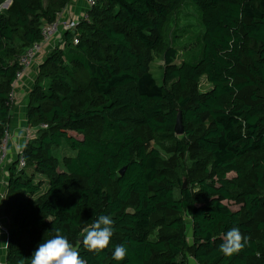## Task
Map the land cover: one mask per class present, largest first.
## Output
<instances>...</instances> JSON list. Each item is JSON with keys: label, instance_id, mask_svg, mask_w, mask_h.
Here are the masks:
<instances>
[{"label": "trees", "instance_id": "1", "mask_svg": "<svg viewBox=\"0 0 264 264\" xmlns=\"http://www.w3.org/2000/svg\"><path fill=\"white\" fill-rule=\"evenodd\" d=\"M72 2L12 0L0 10V144L21 56ZM190 4L203 28L178 64L172 28ZM85 14L39 61L26 166L11 165L3 196L6 264H30L56 229L87 264H264V0H97ZM158 55L163 83L151 67ZM151 141L192 154L187 187ZM64 146L73 154L60 157ZM101 215L114 220L113 235L89 252L82 237ZM233 227L248 243L225 256ZM117 245L123 261L112 258Z\"/></svg>", "mask_w": 264, "mask_h": 264}, {"label": "clouds", "instance_id": "2", "mask_svg": "<svg viewBox=\"0 0 264 264\" xmlns=\"http://www.w3.org/2000/svg\"><path fill=\"white\" fill-rule=\"evenodd\" d=\"M113 226L114 220L110 216H99L85 230L82 237L83 246L89 252H102L110 244L114 231ZM247 243L248 238L241 233L238 227H233L224 235L219 250L225 256H232L243 250ZM126 256V246L117 245L112 258L116 261H123ZM30 264H87V261L81 258L79 251L74 248L68 238L62 235L59 229H56L52 238L44 240L38 245L30 258Z\"/></svg>", "mask_w": 264, "mask_h": 264}, {"label": "rangeland", "instance_id": "3", "mask_svg": "<svg viewBox=\"0 0 264 264\" xmlns=\"http://www.w3.org/2000/svg\"><path fill=\"white\" fill-rule=\"evenodd\" d=\"M6 8V6H2L0 10H4ZM198 11L199 9L197 10V7L190 4L184 7L176 16L172 32H174L176 35H179L178 41L176 43V45L178 46L177 48H179V56L177 59L178 64L182 63V61L185 59L189 61L191 59V55L198 50L199 45L197 37L203 28L201 17ZM61 41L62 37H59L55 40V44ZM151 67L158 83H163L164 60L162 56H156L151 64ZM207 88H209V84H207L205 79H203L202 87L200 89L205 90ZM150 146L157 147L161 150V153L165 156L167 163L171 166L173 171L177 172L178 178L183 181V184L184 180H186V186H188V174L190 175L193 173L192 164L194 163V160L192 154L190 152H188L187 154L176 153L173 149V143L171 142L157 143L155 141H151ZM57 154L60 157H63L65 155L73 154V151L64 146L61 149L57 150ZM234 175L235 173H231L229 176L231 177ZM189 179L191 180V176L189 177ZM2 204L3 203H0V205ZM227 204H229L232 209L236 210L239 208V205L235 203L227 202Z\"/></svg>", "mask_w": 264, "mask_h": 264}, {"label": "crops", "instance_id": "4", "mask_svg": "<svg viewBox=\"0 0 264 264\" xmlns=\"http://www.w3.org/2000/svg\"><path fill=\"white\" fill-rule=\"evenodd\" d=\"M88 10L87 1L86 0H73L71 5L69 6L68 12H72V15L77 17L84 15L85 12ZM47 54H42L38 61L32 66L29 70L27 76H25L14 88L15 94V107L12 112V120L10 123V131H11V139L9 143L10 149V159L7 163L1 179L0 185V214L2 215L4 224L8 225L9 221L4 211V192L6 190V183L9 179L11 165L17 161V156L19 152L24 149L26 143L28 142L31 129L28 124V104H29V94L32 90L35 80L38 74V65L39 61L43 60ZM5 243V238L0 236V246L3 247ZM0 247V248H1ZM2 258L6 261V251L1 250ZM0 255V256H1Z\"/></svg>", "mask_w": 264, "mask_h": 264}, {"label": "built area", "instance_id": "5", "mask_svg": "<svg viewBox=\"0 0 264 264\" xmlns=\"http://www.w3.org/2000/svg\"><path fill=\"white\" fill-rule=\"evenodd\" d=\"M88 8H92L97 0H86ZM63 11L58 15V18L53 23H47L42 30V39L40 41L35 42L31 47H29L26 52L20 58L21 69L17 73V79L15 82V86L21 81L25 76L28 75L29 70L32 66L38 61L39 57L42 54L48 52L51 48H55V40L59 37H62L63 33L68 30L74 29L79 24V19L73 17L70 11ZM86 13V12H85ZM86 14H84L85 16ZM75 43H78V39H75ZM12 103L15 104V94L14 91L11 97ZM11 139V132L7 131L5 137L3 138L0 144V185L2 179V173L9 162L10 159V149L9 143ZM23 149L19 152L17 156L18 162V170L25 168L26 160L24 156L21 154ZM0 236L5 238V243L3 247L0 248L1 250L7 251V245L9 240V231L8 225L4 224L2 215L0 214ZM1 255V253H0ZM195 264H199L194 262ZM0 264H6V261L0 256Z\"/></svg>", "mask_w": 264, "mask_h": 264}, {"label": "water", "instance_id": "6", "mask_svg": "<svg viewBox=\"0 0 264 264\" xmlns=\"http://www.w3.org/2000/svg\"><path fill=\"white\" fill-rule=\"evenodd\" d=\"M10 4H7V2H6L4 5L8 8L10 6ZM175 131H176L177 135H183L184 132H185L184 125H183V120H182V112L181 111L178 113L177 122H176V125H175ZM125 170H126V167L121 169L120 170V174H123L125 172ZM184 187H187L186 186V180H184Z\"/></svg>", "mask_w": 264, "mask_h": 264}, {"label": "bare ground", "instance_id": "7", "mask_svg": "<svg viewBox=\"0 0 264 264\" xmlns=\"http://www.w3.org/2000/svg\"><path fill=\"white\" fill-rule=\"evenodd\" d=\"M7 2V4H10L11 3V1L8 3V0L6 1ZM5 6V5H4Z\"/></svg>", "mask_w": 264, "mask_h": 264}]
</instances>
